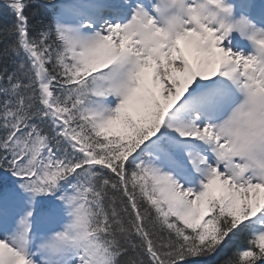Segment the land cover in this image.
Instances as JSON below:
<instances>
[{"label": "snow or ice", "instance_id": "snow-or-ice-1", "mask_svg": "<svg viewBox=\"0 0 264 264\" xmlns=\"http://www.w3.org/2000/svg\"><path fill=\"white\" fill-rule=\"evenodd\" d=\"M0 264H264V0H0Z\"/></svg>", "mask_w": 264, "mask_h": 264}]
</instances>
